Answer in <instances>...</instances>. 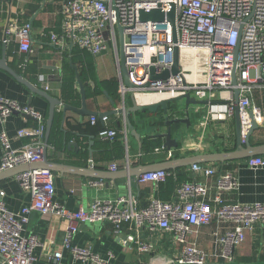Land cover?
Instances as JSON below:
<instances>
[{
	"label": "built area",
	"instance_id": "1",
	"mask_svg": "<svg viewBox=\"0 0 264 264\" xmlns=\"http://www.w3.org/2000/svg\"><path fill=\"white\" fill-rule=\"evenodd\" d=\"M175 7L174 41L170 22H141L142 11L161 10L167 14ZM60 33H51V44L60 51L77 46L93 57H98L112 47L118 52L119 30L123 28L124 54L128 77L137 89H128L121 80V94L158 95L176 98L191 93L201 101L211 104L209 118L217 121L225 113L214 112L218 105L212 102L216 94L223 91L225 106L234 111V91H240L239 111L241 138L245 142L251 129L249 112L256 122L263 126L262 109L253 104V94L264 90V0H70L62 6ZM6 44L16 42L23 54L33 53L32 24L10 19L5 28ZM175 48L180 52L181 75L166 81L150 83V68L156 74L170 70L174 63ZM184 50H195L203 55V81L190 80L193 74L186 69ZM238 50L235 64V51ZM119 62V59H118ZM189 64V63H187ZM234 66L237 71V85H232ZM199 77V76H198ZM45 91H50L45 86ZM13 115H26L37 122L36 127L23 129L19 137L28 138L21 149L12 147L5 125ZM92 124L96 119L92 118ZM46 125L32 108L22 107L18 102L0 97V173L15 168L38 164L43 161ZM114 131L100 134L103 140L115 137ZM165 147L155 149L164 151ZM251 169L264 168V156L249 158ZM129 168L127 161L126 169ZM111 171L118 170L116 164ZM195 173L215 178L214 188L207 183H185L178 188L179 202H164L152 199L146 208L138 210L132 198L96 200L88 210L80 208L73 212L55 201V174L50 170H28L17 175L20 188L31 195L30 206L18 216L6 208L4 192L0 193V262L1 264H32L34 250L38 245L35 236L24 234L29 216L37 213L41 217H58L68 224L63 249L69 251L75 260L83 264H111L112 254L106 257L92 252L90 248L79 249L72 244L74 235L84 223L110 224L119 235L126 223L150 230H161L175 235L183 245L177 264H211L209 256L197 245L196 237L201 227L214 223L215 242L222 245L223 257L233 259L234 249L240 246L248 231L258 224H264V204H229L224 194L238 190L239 183L231 173H225L204 165H193ZM171 176L169 171H155L142 174L139 184H159ZM91 188L104 186L103 181H88ZM214 189V191H213ZM214 193V195H213ZM127 243V241H125ZM140 252H149L152 246L136 241ZM62 252L57 250L49 258L50 264H61Z\"/></svg>",
	"mask_w": 264,
	"mask_h": 264
},
{
	"label": "crops",
	"instance_id": "2",
	"mask_svg": "<svg viewBox=\"0 0 264 264\" xmlns=\"http://www.w3.org/2000/svg\"><path fill=\"white\" fill-rule=\"evenodd\" d=\"M63 4L64 0H12L11 3H8L7 0H0V58L5 55L8 67L36 88L45 91V86H49L50 91L47 93L66 105L62 100L66 75L65 65L69 64L76 76L79 75L80 77L79 68L72 63L70 56L71 50L77 46L60 51L50 41V34L55 32L48 33L49 35L45 33L46 30L53 29L57 25H59L61 32ZM10 19L32 24V54L21 53L16 42L8 44L4 42L5 28ZM118 59L119 50L116 52L113 47L95 57L94 78L88 79L84 83L81 81L85 88L88 111L110 112L115 108L132 107L131 95L127 94L123 97L121 94L122 75ZM196 80L201 82L203 78L199 76ZM76 89L79 100L73 104L70 103L68 106L81 109L82 98L78 81ZM89 89L97 94L88 97L86 92ZM150 96H154V99L147 102L141 100L137 95L135 98L140 105L156 104L159 100L164 99L158 95ZM0 97L16 101L22 107L30 106L35 113L41 116L45 125L47 124L50 115V103L44 97L32 94L24 84L1 69ZM225 98L224 92L219 91L215 101L212 102L218 105L214 112L225 113V118L217 121L209 118L212 109L211 104L191 106L189 109L186 108L185 101L169 104V119H189L191 126L187 127L186 124L173 125L172 128L176 130L173 132V138L179 142V147L172 150L165 149L161 152L155 150L143 152L142 146L146 138L158 140L155 136L167 131L166 125L157 126L161 119H164L162 109H159L157 113L139 112L131 114L130 120L141 135L142 144L139 147L136 138L127 130L122 115L110 116L104 123L97 117L95 124H92V117H82L72 111H67L64 114L63 106L57 107L52 127L56 116H58L57 140L60 142V147L48 146V159L52 163L63 166L64 173L54 172L55 201L62 204L66 209L75 212L80 208L88 210L96 200L132 198L136 208L140 210L146 208L152 199H158L160 196L168 197L169 202H179L178 188L185 183H207L214 188L215 178L206 177L202 173H195L192 170L193 166L169 171L171 176L177 177L179 173L184 175L183 181L169 195L162 192L161 189L166 187L167 180L171 176L159 184L142 185L138 183V178L135 175L140 176V170L143 166L192 158L193 156L235 152L238 148L235 114L234 111L230 110L226 112L225 106L229 103ZM258 103L264 105V90H257L253 94V104L258 106ZM110 122L121 127L125 136L126 158L118 162L97 163L95 159L98 156V151L95 146L99 138L93 129L108 127ZM37 125V122L32 118H24L22 115L11 116L5 125V129L12 147L19 150L29 142L28 138L19 137V132ZM262 142H264V124L251 137L253 147L259 146L258 143ZM242 144L246 147L245 142ZM162 147L163 145L160 148ZM1 155L0 145V166ZM247 160L248 158L225 163L196 165H204L225 173H231L237 179L238 190L224 194L227 203L238 205L264 204V168L251 169L247 166ZM127 161L129 162L128 169H126ZM113 164L118 166V170L115 172L110 169ZM72 168L94 169L106 174L101 175L104 178H89L69 172ZM11 171L0 173V193L4 192L5 194L3 201L8 211L18 216L24 208L30 206L31 195L23 191L17 182V175L24 171V168L18 167L17 170ZM90 180L103 181L104 186L97 189L91 188L87 185ZM67 229L68 224L65 220L58 217L44 218L37 213H32L29 216L28 224L25 225L24 232L25 235L35 236L38 240V245L34 250L35 261L32 264H50L49 258L57 250L61 251L63 255L61 264H83L75 260L72 254L62 247ZM217 229V223L201 227L196 237L197 245L209 256L211 264H264V224L258 223L247 232L245 241L234 249L232 260L223 257L222 245L215 242L214 233ZM121 232L118 235L115 228L110 224L84 223L80 225L79 232L74 235L72 244L79 249L90 248L93 253L103 257L112 254L111 264H177L175 260L183 250V245L178 243L175 235L170 232L141 228L134 223L124 224ZM136 241L149 244L152 249L149 252H140Z\"/></svg>",
	"mask_w": 264,
	"mask_h": 264
},
{
	"label": "water",
	"instance_id": "3",
	"mask_svg": "<svg viewBox=\"0 0 264 264\" xmlns=\"http://www.w3.org/2000/svg\"><path fill=\"white\" fill-rule=\"evenodd\" d=\"M8 3H11L12 0H7ZM140 21L141 22H157V23H162L164 21H168L172 24L173 26V35H174V41H176L177 34H176V29H175V7L172 6V11L165 14L161 10H153L151 12H145L142 11L140 14ZM119 30V44H120V49H119V61H120V68H121V75H122V81L124 85L130 89L134 90L137 89V87L132 84L129 80L128 77V71L126 68V59H125V54H124V49H123V44H124V37H123V28L118 27ZM4 39L6 40V36H4ZM5 51V47H4ZM237 54L238 50L235 51V64L237 61ZM180 52L178 48H175L174 51V63L173 66L170 70H166L161 74H156L155 68H150V81L149 83L145 86V88L149 87L150 83L152 82H158V81H166L171 77H175L178 75H181V65H180ZM0 69L8 72L12 76H14L19 82L24 84L32 94H38L42 97H44L49 103H50V115L49 119L46 124V134H45V150H44V157L43 161L38 164H32V165H24L21 166V168H24V171L28 170H50L52 172H63V166L52 163L48 159V146H49V139L51 135V130H52V121L56 112L57 107L63 106V112L64 114L67 111H72L75 112L76 114L84 117H92V118H99V120L104 123V121L109 118L110 116L114 115H122L125 119L126 125H127V130L132 133V135L136 138L139 147H141V135L137 132L135 129L134 125L132 124L130 120V116L133 113H139V112H150V113H157L159 109L163 110V114L165 117V125L167 127V131L164 133H161L155 138L161 139L164 141L163 146L167 150H172L174 148L179 147V142L173 138L174 134L172 131V126L175 124H186L187 127L191 126V122L189 119H176V120H170L169 119V111H168V106L171 103H178L185 101V106L187 109L191 106H201V105H210L208 101H199L195 99L191 93H188L183 96H179L176 98H164L162 100H159L156 104H145V105H140L137 103L135 95L130 92L129 94L130 99L132 101V107L131 108H115L114 110L110 112H93V111H88L86 108V95H85V88L80 80L79 75H77V81L78 85L80 87V94L82 98V108L81 109H75L73 107H70L68 105H63L62 102L53 97L52 95L48 94L47 92L40 90L36 88L33 84L25 80L22 76L16 74L13 70H11L8 65L6 64V59L5 55L0 58ZM232 85L236 86L237 85V71L236 67L234 66L233 69V74H232ZM239 96H240V91L236 89L234 91V114H235V122H236V137H237V144L238 148L235 152L231 153H224V154H213V155H200V156H193L192 158H184V159H177V160H170L166 161L160 164L156 165H151V166H143L141 168V174H145L148 172H155L159 170L163 171H172V170H177L183 167H188V166H193L196 164H205V163H225L228 161H233V160H240V159H245V158H253L257 156H264V145L261 146H256L253 147L251 145V137L252 135L261 129V126L256 122L255 116L253 112H249V120L251 121V129L249 130L246 139H245V144L246 147L243 146L242 144V138H241V118H240V111L238 107L239 103ZM31 108L30 106H28ZM24 118H30L29 116L22 115ZM63 167V168H62ZM68 168V167H65ZM17 170V168H15ZM13 169L12 171H14ZM11 171V170H10ZM11 171V172H12ZM22 171V172H24ZM21 172V173H22ZM72 173L79 174L82 176H86L89 178H104L101 175L106 174L103 172H99L96 170H80V169H75L72 168L71 171ZM64 173V172H63ZM139 179V175H135Z\"/></svg>",
	"mask_w": 264,
	"mask_h": 264
},
{
	"label": "trees",
	"instance_id": "4",
	"mask_svg": "<svg viewBox=\"0 0 264 264\" xmlns=\"http://www.w3.org/2000/svg\"><path fill=\"white\" fill-rule=\"evenodd\" d=\"M70 0H64V2H68ZM51 32L59 33L60 27L57 25L55 28L46 30V34H50ZM48 34V35H49ZM71 60L74 65L79 68L80 78L81 81L84 83L88 79L94 78V67H95V57H93L87 51L80 49L78 47H74L70 52ZM66 75L64 77V86H63V95L62 100L65 102L66 105L73 102H77L79 100V94L77 93L76 84H77V76L75 71L69 66V64L65 65ZM88 97L97 94L96 92L93 93L91 89L87 90L86 92ZM259 107L263 109V116H264V105L258 103ZM58 121L59 117L56 116L55 122L52 127L50 139H49V146L54 148L60 147V142L57 140V130H58ZM111 123V122H110ZM165 125V117L161 119L158 123V127H163ZM97 130L93 129L95 135L99 138L95 148L98 151V156L95 159V162H118L123 161L126 158V146H125V136L121 130V127L115 123H111L108 127L99 128ZM173 132L176 131L172 128ZM105 131H114L116 133L115 137L111 140H103L100 137V134ZM163 141L158 140H150L146 138L143 142V152H151L155 149L160 148L163 144ZM259 146L264 145V142L258 143ZM85 158L87 156L85 155ZM184 175L183 173H179L177 177L174 175L171 176L167 180L166 187L161 189L162 192L169 195L176 186L183 181ZM158 199L164 202H169V198L165 196H160Z\"/></svg>",
	"mask_w": 264,
	"mask_h": 264
},
{
	"label": "bare ground",
	"instance_id": "5",
	"mask_svg": "<svg viewBox=\"0 0 264 264\" xmlns=\"http://www.w3.org/2000/svg\"><path fill=\"white\" fill-rule=\"evenodd\" d=\"M185 53L192 52L193 56L186 58L183 57L182 61L184 63V66L186 69H190L192 71V75L189 77L190 80L197 79L198 76H200V73L203 69V55H198L197 51L195 50H184ZM183 52V54H184ZM189 63V64H187ZM138 97L141 100H144L145 102L150 101L151 99H154V96H145V95H138Z\"/></svg>",
	"mask_w": 264,
	"mask_h": 264
},
{
	"label": "rangeland",
	"instance_id": "6",
	"mask_svg": "<svg viewBox=\"0 0 264 264\" xmlns=\"http://www.w3.org/2000/svg\"><path fill=\"white\" fill-rule=\"evenodd\" d=\"M118 49H120V44H119ZM191 56H193V53H192V52H189V53H185V52H184V54H183V57H186V58H189V57H191Z\"/></svg>",
	"mask_w": 264,
	"mask_h": 264
}]
</instances>
